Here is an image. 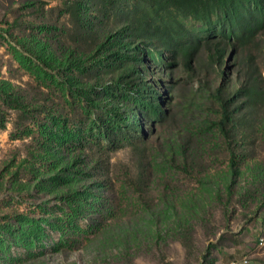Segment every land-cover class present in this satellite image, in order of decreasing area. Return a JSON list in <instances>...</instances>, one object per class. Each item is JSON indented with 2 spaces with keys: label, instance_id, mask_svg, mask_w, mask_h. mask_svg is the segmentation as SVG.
I'll use <instances>...</instances> for the list:
<instances>
[{
  "label": "rangeland",
  "instance_id": "rangeland-1",
  "mask_svg": "<svg viewBox=\"0 0 264 264\" xmlns=\"http://www.w3.org/2000/svg\"><path fill=\"white\" fill-rule=\"evenodd\" d=\"M245 260L264 0H0V264Z\"/></svg>",
  "mask_w": 264,
  "mask_h": 264
},
{
  "label": "built area",
  "instance_id": "built-area-1",
  "mask_svg": "<svg viewBox=\"0 0 264 264\" xmlns=\"http://www.w3.org/2000/svg\"><path fill=\"white\" fill-rule=\"evenodd\" d=\"M244 263H245V264H248V261H247V260H245V261H244ZM234 264H237V263H234Z\"/></svg>",
  "mask_w": 264,
  "mask_h": 264
},
{
  "label": "trees",
  "instance_id": "trees-1",
  "mask_svg": "<svg viewBox=\"0 0 264 264\" xmlns=\"http://www.w3.org/2000/svg\"><path fill=\"white\" fill-rule=\"evenodd\" d=\"M224 114H226L225 112H224ZM224 122V120L222 121V123Z\"/></svg>",
  "mask_w": 264,
  "mask_h": 264
}]
</instances>
